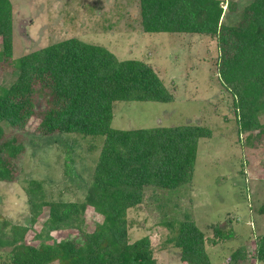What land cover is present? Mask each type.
Returning <instances> with one entry per match:
<instances>
[{"label":"trees","instance_id":"trees-1","mask_svg":"<svg viewBox=\"0 0 264 264\" xmlns=\"http://www.w3.org/2000/svg\"><path fill=\"white\" fill-rule=\"evenodd\" d=\"M220 2L137 0L139 23L145 34L183 33L215 39L217 73L233 98L237 133L253 148L264 132L260 120L264 116V0H251L233 25L221 22ZM231 6L227 2L226 8ZM12 18L10 1L0 0V76L10 75L8 84L0 83V181H13L24 145L12 132L23 131L31 120L37 122L33 131L37 134H77L97 139L101 145L81 201H38L35 193L40 190L34 181L25 189L29 198L34 194L32 215L48 206L45 233L67 227L76 235L47 243L49 237L42 233L38 236L45 240L30 246L20 242L26 228L14 225L7 230L9 224L0 217V246L15 244L9 254L11 264H155L148 236L129 240L126 211L139 205L146 191L151 195L165 192V202L177 207L170 194L184 197L192 180L198 140L209 137V129L191 125L112 128L117 101H173V94L152 67L135 59L119 60L106 48L75 37L13 56ZM87 208L102 217L91 231L83 219ZM257 213L264 216V197ZM166 226L173 229L170 241L180 249L181 262L209 264L203 234L192 220L184 218L177 227ZM209 227L216 236L213 244L232 232L218 230L217 224ZM6 235L10 241L4 239ZM246 255L248 264L264 261V234L256 236L249 248L241 245L233 250L227 264H244Z\"/></svg>","mask_w":264,"mask_h":264},{"label":"rangeland","instance_id":"rangeland-1","mask_svg":"<svg viewBox=\"0 0 264 264\" xmlns=\"http://www.w3.org/2000/svg\"><path fill=\"white\" fill-rule=\"evenodd\" d=\"M9 1L13 56L75 37L106 48L119 60L147 63L173 94L169 103L117 101L112 128L191 125L209 129L210 136L198 140L192 180L184 197L170 194L177 207L172 201L170 205L165 202V192L151 195L146 191L144 200L126 211L129 240L148 236L155 264H185L180 261V249L170 241L175 236L173 229L166 226L177 227L184 218L192 220L202 232L209 264H227L233 250L241 245L249 248L256 236L264 234V216L257 213L264 197V132L253 148L246 146L244 136L237 133L233 98L217 73L219 51L215 39L197 34H145L139 23L137 0ZM220 1L221 22L233 25L251 0ZM227 2L232 4L230 10ZM9 81L8 73L0 76L1 84ZM260 120L264 121V116ZM36 123L31 120L23 131L12 132L24 150L15 162L13 181H0V217L9 224L7 230L14 225L26 228L20 242L30 246L45 240L38 235L48 229V206L32 215L34 194L32 198L26 195L28 183L34 181L35 187L39 186L40 191L34 192L38 201H81L101 145L97 139L77 134H37L33 132ZM83 219L87 231H91L102 217L87 208ZM209 224L232 232L213 244L216 236ZM45 234L49 243L73 237L76 231L63 227ZM4 239L11 240L9 235ZM14 246L11 241L0 246V264H11L9 254ZM248 257H244V264L249 263Z\"/></svg>","mask_w":264,"mask_h":264}]
</instances>
